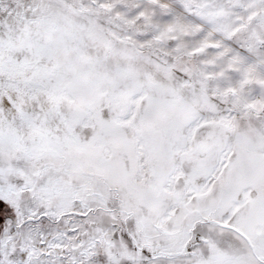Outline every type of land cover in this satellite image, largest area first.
Instances as JSON below:
<instances>
[{"label": "snow or ice", "instance_id": "obj_1", "mask_svg": "<svg viewBox=\"0 0 264 264\" xmlns=\"http://www.w3.org/2000/svg\"><path fill=\"white\" fill-rule=\"evenodd\" d=\"M0 264H264V0H0Z\"/></svg>", "mask_w": 264, "mask_h": 264}]
</instances>
